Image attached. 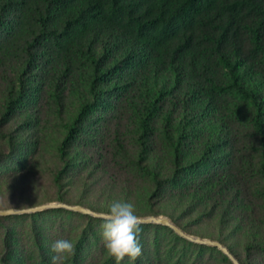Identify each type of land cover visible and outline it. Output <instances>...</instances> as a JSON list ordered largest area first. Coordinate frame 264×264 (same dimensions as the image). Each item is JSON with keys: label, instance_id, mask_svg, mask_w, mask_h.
<instances>
[{"label": "trees", "instance_id": "obj_1", "mask_svg": "<svg viewBox=\"0 0 264 264\" xmlns=\"http://www.w3.org/2000/svg\"><path fill=\"white\" fill-rule=\"evenodd\" d=\"M75 107L56 144L58 188L82 141L106 142L92 152L123 172L110 178L120 189L156 202L145 216L205 218L241 264H264V0H0V132L22 111L47 125ZM27 128L39 143L37 123ZM21 132L0 165L20 160ZM49 213L88 224L63 264H115L97 238L102 219ZM25 217H0V264L27 260L7 223ZM141 227L154 241L140 234L131 264H233L168 227ZM31 236V264H51L56 236L37 221Z\"/></svg>", "mask_w": 264, "mask_h": 264}, {"label": "rangeland", "instance_id": "obj_2", "mask_svg": "<svg viewBox=\"0 0 264 264\" xmlns=\"http://www.w3.org/2000/svg\"><path fill=\"white\" fill-rule=\"evenodd\" d=\"M78 102L79 100L77 99L73 103ZM76 109L77 107L71 108V112L61 115L58 119H51L52 121L50 123H48L50 121L48 120L47 125L41 119H36L38 117L34 118L32 115L31 117L27 112L22 111L15 115L12 121L0 132V152L4 155L8 156L11 154V134L20 131V128L22 131L20 143H22L24 148V152L19 156L20 160L9 165H0V210L21 208L24 206L34 208L45 204L65 203L87 207L102 213L107 210V206L111 201L123 200L125 202H131L136 214L141 218L149 217L148 215L145 216V214L149 211L148 209H151L150 205H152V209H155L157 206L155 204L156 202L149 204L148 200H146L148 198L145 199L141 195L128 191L125 192L122 188L120 189L122 187L119 186V183H121L120 179L119 181H111L110 178L115 175L117 179L119 175L122 176L121 174L123 172L117 169V166H114L112 160H109V164L107 163L108 166L104 167L99 161V156L94 153L96 146H98L96 147L97 149H103L108 146L106 142L100 146V143H95L92 139L88 140V137L82 141L80 150L83 154H81L78 161L79 168L72 171L63 180L61 189L58 188L54 176L61 162L57 155L56 144L64 138L63 124L68 122L76 114ZM27 123H37V128H39L41 135L39 143L33 144L36 140V129H24ZM105 123L104 126H107ZM94 140L100 141L101 136L94 137ZM84 159L91 160V163H85ZM62 197L65 199L64 202L60 201ZM165 206L170 207L168 209L174 207L172 204ZM156 209L158 210L159 208ZM41 213L43 212L17 215L16 217H26L7 221L18 232L24 245L22 257L27 259L24 264H31L29 250L33 242L31 232L35 221L40 224L46 223L50 235L53 234L56 238L62 236V239H70L71 241L81 240L83 228H86L88 225L81 218L72 217L65 213H49L46 215H42ZM31 215L35 216L30 218ZM159 216L169 218L181 229L184 230L186 228L187 231H184L188 234L202 239L221 242L219 238L223 237L225 233L216 227L212 221L205 218L200 219L196 215H184L178 219H173L163 214ZM178 223L182 225L180 226ZM62 227L66 230L64 233L60 232V228ZM96 231L98 233L97 238L101 240V225H98ZM140 234L143 235L142 241L148 242V245H152L151 243L154 241L153 231L142 230ZM56 238L54 239L55 241L59 240ZM163 241L169 244L167 246L168 249L172 247V242L168 243L166 238H163ZM91 243L92 245L88 250L90 260L94 256L96 258L100 252L99 247L101 246L100 244L97 246L96 240H92ZM103 246L102 243L101 247ZM164 248L167 250L166 246ZM165 250H162V252H165Z\"/></svg>", "mask_w": 264, "mask_h": 264}, {"label": "clouds", "instance_id": "obj_3", "mask_svg": "<svg viewBox=\"0 0 264 264\" xmlns=\"http://www.w3.org/2000/svg\"><path fill=\"white\" fill-rule=\"evenodd\" d=\"M31 207L24 206L14 208L16 212L24 213ZM101 241L107 256L115 260V264H121L125 258L134 262L142 254L139 243V235L142 231V219L134 210L131 202L113 200L107 206V210L101 213ZM51 250L54 253L51 264H63L74 255L75 244L70 239L55 241Z\"/></svg>", "mask_w": 264, "mask_h": 264}, {"label": "water", "instance_id": "obj_4", "mask_svg": "<svg viewBox=\"0 0 264 264\" xmlns=\"http://www.w3.org/2000/svg\"><path fill=\"white\" fill-rule=\"evenodd\" d=\"M57 209H64V210H68L72 212H78L81 214L91 215L96 218L102 219L101 213L99 212H96L87 207L74 206V205H69L65 203L45 204V205H41L38 207L30 208L28 211L24 213L16 212L13 209L0 210V217L28 215V214L40 213V212H44L48 210H57ZM141 219L143 222L142 225H162V226L168 227L172 231H174L179 237L191 243L197 244V245L217 248L224 255H226L232 261L233 264H241L240 261L234 256V254L229 250V248L223 245L221 242L210 240V239H202L199 237L192 236L188 234L187 232H185L183 229H181L178 225H176L174 222H172L167 217L149 216V217H144Z\"/></svg>", "mask_w": 264, "mask_h": 264}]
</instances>
